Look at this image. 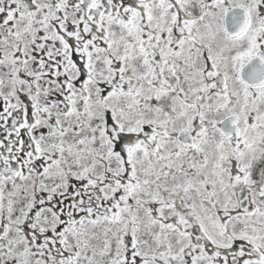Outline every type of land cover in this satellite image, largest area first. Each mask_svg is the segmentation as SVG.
I'll return each mask as SVG.
<instances>
[{"label":"snow or ice","instance_id":"obj_1","mask_svg":"<svg viewBox=\"0 0 264 264\" xmlns=\"http://www.w3.org/2000/svg\"><path fill=\"white\" fill-rule=\"evenodd\" d=\"M0 264H264V0H0Z\"/></svg>","mask_w":264,"mask_h":264}]
</instances>
